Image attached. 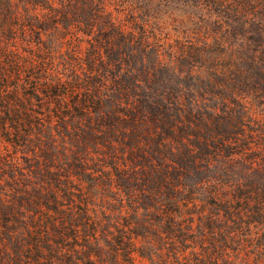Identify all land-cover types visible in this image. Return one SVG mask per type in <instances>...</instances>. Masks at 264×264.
<instances>
[{"label": "trees", "instance_id": "obj_1", "mask_svg": "<svg viewBox=\"0 0 264 264\" xmlns=\"http://www.w3.org/2000/svg\"><path fill=\"white\" fill-rule=\"evenodd\" d=\"M239 5L0 0V264H264Z\"/></svg>", "mask_w": 264, "mask_h": 264}, {"label": "rangeland", "instance_id": "obj_2", "mask_svg": "<svg viewBox=\"0 0 264 264\" xmlns=\"http://www.w3.org/2000/svg\"><path fill=\"white\" fill-rule=\"evenodd\" d=\"M238 2L240 3L237 21L238 41L247 44L249 37L255 38L256 32L264 30V21H258L260 17H264V0H238ZM255 42L259 43L260 38H256Z\"/></svg>", "mask_w": 264, "mask_h": 264}]
</instances>
